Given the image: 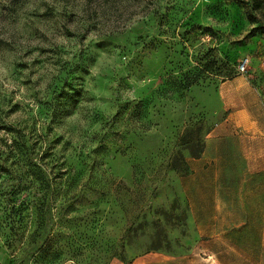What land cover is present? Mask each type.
Segmentation results:
<instances>
[{"label":"rangeland","instance_id":"rangeland-1","mask_svg":"<svg viewBox=\"0 0 264 264\" xmlns=\"http://www.w3.org/2000/svg\"><path fill=\"white\" fill-rule=\"evenodd\" d=\"M244 61L264 103V0H0V264H207L183 180Z\"/></svg>","mask_w":264,"mask_h":264},{"label":"crops","instance_id":"crops-1","mask_svg":"<svg viewBox=\"0 0 264 264\" xmlns=\"http://www.w3.org/2000/svg\"><path fill=\"white\" fill-rule=\"evenodd\" d=\"M219 96L227 116L191 162L183 192L207 264H264V103L243 75L222 84ZM139 260L166 264L161 256ZM174 260L198 264L193 252Z\"/></svg>","mask_w":264,"mask_h":264},{"label":"built area","instance_id":"built-area-1","mask_svg":"<svg viewBox=\"0 0 264 264\" xmlns=\"http://www.w3.org/2000/svg\"><path fill=\"white\" fill-rule=\"evenodd\" d=\"M246 70H247V61H244L239 68V74L246 75Z\"/></svg>","mask_w":264,"mask_h":264}]
</instances>
